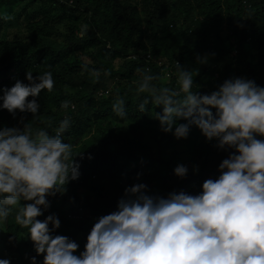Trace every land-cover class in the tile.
<instances>
[{"label":"trees","instance_id":"trees-1","mask_svg":"<svg viewBox=\"0 0 264 264\" xmlns=\"http://www.w3.org/2000/svg\"><path fill=\"white\" fill-rule=\"evenodd\" d=\"M15 5L20 14L29 8L22 39L8 38L5 32L2 9ZM34 13L40 17L32 18ZM176 63L196 70L194 90L200 93H210L233 77L264 86V0H0V88L10 87L16 79L27 83V70L34 77L51 71L54 79L52 91L42 90L36 98L40 108L34 117L17 111L14 118L0 109V126L22 127L18 121L23 117L33 131L53 133L61 119L70 118L63 140L72 145L80 175L65 185L63 194L46 197L50 207L37 219L55 213L60 223L53 234L76 241L75 254L84 247L87 216L114 211L126 186L144 183L161 194L172 190L195 194L204 179L217 175L216 167L227 153L215 148L214 141L206 142L196 128L202 138L190 154L198 171L188 168L180 179L161 160L159 172L146 170L154 159L143 152L150 148L141 141L139 129H156L161 139L169 133L159 130L150 112H138L136 106L146 94H136L137 69L154 74L158 86L175 88ZM117 94L126 101L128 117L123 120L111 109ZM64 101L70 102L66 109L61 106ZM119 174L131 182L121 181ZM69 202L67 217L60 207ZM14 214L15 210L1 225L0 258L29 264L26 256L36 254ZM42 258L43 254L37 256L38 261Z\"/></svg>","mask_w":264,"mask_h":264},{"label":"clouds","instance_id":"clouds-1","mask_svg":"<svg viewBox=\"0 0 264 264\" xmlns=\"http://www.w3.org/2000/svg\"><path fill=\"white\" fill-rule=\"evenodd\" d=\"M137 72L136 94H146L138 112H150L159 130L177 140L186 139L195 127L206 142L214 141L215 148L227 153L217 175L204 179L195 194H161L144 183L126 186L115 210L95 218L77 255L76 241L53 234L60 223L55 213L37 219L50 207L46 197L63 194L65 185L80 175L72 145L63 140L70 118L61 119L50 134L33 131L21 117L22 127L0 126V225L15 210L14 222L26 230L36 254L26 256L29 264H264V86L233 77L200 93L194 90L196 70L178 63L175 88L153 83L157 77L149 71ZM32 73L26 71L27 83L16 79L0 88V109L14 118L17 111L34 117L40 108L36 98L54 87L51 71ZM125 102L117 94L111 105L120 120L128 117ZM156 107L161 111H153ZM188 171L183 163L172 169L180 179ZM0 264L11 261L0 258Z\"/></svg>","mask_w":264,"mask_h":264},{"label":"rangeland","instance_id":"rangeland-1","mask_svg":"<svg viewBox=\"0 0 264 264\" xmlns=\"http://www.w3.org/2000/svg\"><path fill=\"white\" fill-rule=\"evenodd\" d=\"M4 11V23H5V32L8 35V38H14V39H22L24 34L26 32L23 31L24 29V23L26 20V13L29 11V8H26L25 13H21L18 11V5L13 6L11 9H2ZM32 18H39L38 14L34 13L31 15ZM76 16V14H74ZM63 23L59 24L58 27L63 30ZM80 27L84 28L85 24L81 21ZM120 61L116 60L114 62L115 66H118ZM121 129L130 134L129 128L125 125L121 126ZM139 133L141 134V141L146 143L149 146V150H144V153H147L152 156L154 159V162L150 165L146 166L147 171H155L159 172L160 170V162H163L164 164H169V166L173 167L177 163H183L188 166L189 169H193L194 164L191 163V154L190 152L193 149V144L195 141L200 140L202 137L198 135V132H196L195 127H192L189 131V134L186 139L177 140L175 139L171 133H169L168 136L164 138H160L159 135H155L156 129L153 131L150 130H143L139 129ZM52 134V133H50ZM131 135V134H130ZM142 161H145L143 159ZM119 179L124 182H131V178L128 176H123L119 174ZM81 191V190H80ZM81 193H84V191H81ZM72 205L71 202L67 204L61 205V212L65 216L68 215V206ZM74 217V216H73ZM89 223V230L92 226V224L95 221V217L87 216L86 218ZM88 230V232H89ZM2 226L0 225V237H2Z\"/></svg>","mask_w":264,"mask_h":264},{"label":"built area","instance_id":"built-area-1","mask_svg":"<svg viewBox=\"0 0 264 264\" xmlns=\"http://www.w3.org/2000/svg\"><path fill=\"white\" fill-rule=\"evenodd\" d=\"M69 4H71V1L68 2ZM148 59H150V56H147ZM167 76V75H166Z\"/></svg>","mask_w":264,"mask_h":264}]
</instances>
